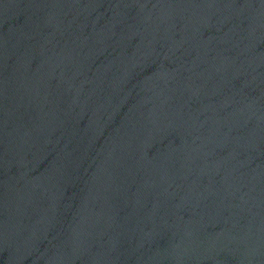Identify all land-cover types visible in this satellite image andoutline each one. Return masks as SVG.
Instances as JSON below:
<instances>
[{"label":"water","instance_id":"obj_1","mask_svg":"<svg viewBox=\"0 0 264 264\" xmlns=\"http://www.w3.org/2000/svg\"><path fill=\"white\" fill-rule=\"evenodd\" d=\"M0 264H264V0H0Z\"/></svg>","mask_w":264,"mask_h":264}]
</instances>
